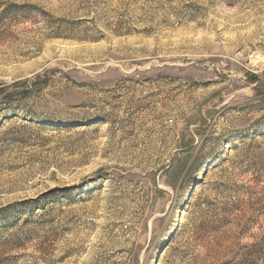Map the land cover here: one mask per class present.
<instances>
[{
    "label": "rangeland",
    "instance_id": "obj_1",
    "mask_svg": "<svg viewBox=\"0 0 264 264\" xmlns=\"http://www.w3.org/2000/svg\"><path fill=\"white\" fill-rule=\"evenodd\" d=\"M0 264H264V0H0Z\"/></svg>",
    "mask_w": 264,
    "mask_h": 264
},
{
    "label": "bare ground",
    "instance_id": "obj_2",
    "mask_svg": "<svg viewBox=\"0 0 264 264\" xmlns=\"http://www.w3.org/2000/svg\"><path fill=\"white\" fill-rule=\"evenodd\" d=\"M178 211V210H177Z\"/></svg>",
    "mask_w": 264,
    "mask_h": 264
}]
</instances>
